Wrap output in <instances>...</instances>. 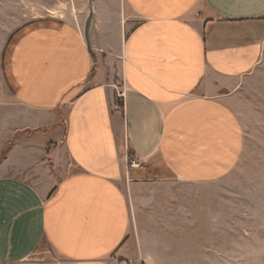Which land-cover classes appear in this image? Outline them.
I'll return each instance as SVG.
<instances>
[{"label":"crops","instance_id":"crops-1","mask_svg":"<svg viewBox=\"0 0 264 264\" xmlns=\"http://www.w3.org/2000/svg\"><path fill=\"white\" fill-rule=\"evenodd\" d=\"M91 11V50L71 22L1 48L0 149L34 132L0 162V264L132 259L127 186L159 181L161 167L178 183L216 182L243 154L225 88L263 57L264 0H94ZM130 157L139 167L127 170Z\"/></svg>","mask_w":264,"mask_h":264},{"label":"rangeland","instance_id":"rangeland-1","mask_svg":"<svg viewBox=\"0 0 264 264\" xmlns=\"http://www.w3.org/2000/svg\"><path fill=\"white\" fill-rule=\"evenodd\" d=\"M93 2L0 0V51L14 33L8 56L14 42L38 25L71 22L85 33ZM227 85L245 138L238 165L216 182L178 183L161 167L150 173L159 181L127 186L135 254L116 264H264V54L254 71ZM33 132L17 131L5 140L0 159Z\"/></svg>","mask_w":264,"mask_h":264},{"label":"water","instance_id":"water-1","mask_svg":"<svg viewBox=\"0 0 264 264\" xmlns=\"http://www.w3.org/2000/svg\"><path fill=\"white\" fill-rule=\"evenodd\" d=\"M93 21V11L90 12V14L88 15V19L86 22V26H85V39L87 41V45L89 47V49L91 50V38H90V27H91V23Z\"/></svg>","mask_w":264,"mask_h":264},{"label":"built area","instance_id":"built-area-1","mask_svg":"<svg viewBox=\"0 0 264 264\" xmlns=\"http://www.w3.org/2000/svg\"><path fill=\"white\" fill-rule=\"evenodd\" d=\"M117 96H118V98L120 100L123 101V99L125 98V91L124 90H120V91L118 90L117 91ZM135 166H139V164L135 160L131 161L130 164L129 163L127 164V168H129V167H135Z\"/></svg>","mask_w":264,"mask_h":264},{"label":"trees","instance_id":"trees-1","mask_svg":"<svg viewBox=\"0 0 264 264\" xmlns=\"http://www.w3.org/2000/svg\"><path fill=\"white\" fill-rule=\"evenodd\" d=\"M10 145L12 146V143H11ZM10 145L6 148V152L10 149V147H11ZM55 146H56V145H52V144H51V146L49 147V152H50V150L52 149L51 147H55ZM4 158H5V157H4ZM4 158L2 157V159H0V162H1Z\"/></svg>","mask_w":264,"mask_h":264}]
</instances>
